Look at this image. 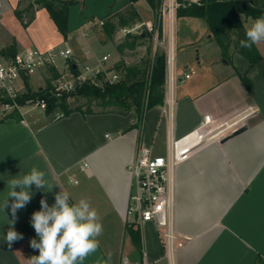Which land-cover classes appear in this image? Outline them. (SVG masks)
I'll use <instances>...</instances> for the list:
<instances>
[{"label":"crops","instance_id":"crops-1","mask_svg":"<svg viewBox=\"0 0 264 264\" xmlns=\"http://www.w3.org/2000/svg\"><path fill=\"white\" fill-rule=\"evenodd\" d=\"M33 1L3 0L0 61L7 59L1 50L13 45L17 52L29 48L47 51L69 39L70 21L65 40L47 10L38 5L30 21L26 9ZM17 11L23 13L22 21ZM196 19L201 18L181 17L178 46L186 56L177 66L180 78L187 71L195 73L176 84V103L168 114L162 105L146 112L142 131L133 127L138 120L134 112L86 116L74 112L65 117L45 113L27 119L20 111V121H0V264H30L31 257L39 254L30 246L32 239L39 240L31 216L40 210L42 198L53 205L61 189L70 193L72 203L86 198L103 224L98 250L82 264H262L264 53L256 45L262 59L250 68L248 60L233 53L232 47L230 63L206 21ZM17 23L24 27L25 40L15 34ZM210 43H216L217 48L208 49ZM197 44L200 47L191 52ZM73 54L77 63L95 65L99 60L95 56L86 60L79 52ZM243 76L251 82V91ZM239 115L246 117L242 133L210 143L176 167L175 229L191 241L170 258L153 223L136 226L127 217L133 184L128 166L135 161L140 145L163 155L157 153L161 151L157 143L161 142L165 155L169 138L186 136L204 122L205 116L219 125ZM32 167L45 172L48 185L44 190L31 187V201L17 210L15 217L14 229L23 238L9 248L4 237L13 217L11 198L9 207H3L7 184L15 176L29 173ZM130 228L139 233L140 248Z\"/></svg>","mask_w":264,"mask_h":264},{"label":"built area","instance_id":"built-area-1","mask_svg":"<svg viewBox=\"0 0 264 264\" xmlns=\"http://www.w3.org/2000/svg\"><path fill=\"white\" fill-rule=\"evenodd\" d=\"M186 1L200 3L201 0ZM2 3L3 0H0V9ZM181 6L180 0H162L155 23L148 25L144 21L138 22L120 28L117 33L125 37L129 34L147 32L152 36L154 51L161 50L164 53L166 73L165 98L162 106L165 114H168L175 106L176 84L180 80L190 79L195 73L187 71L180 78L177 72L175 24ZM104 24L105 21L99 22L101 27ZM73 57L74 54L70 48L56 47L47 51L29 48L0 61V114L6 115L13 111L20 113L24 106H21L18 100L26 92L25 78L30 80L31 76L40 70L49 76L51 67L58 71V77L52 81L57 97L70 93L84 84L96 83L98 77L109 85L117 83L120 79L121 75L114 66L106 65L110 59L109 54L100 58L95 65L86 63L81 68ZM59 59L64 60L65 63L63 71L57 67ZM72 62L76 65L75 69ZM32 104L43 111L47 108V102L44 99L28 100L26 105ZM62 116L61 114L59 117ZM245 119V116L239 115L222 124L214 125L210 116H205L204 122L186 136L179 139L169 138L165 155L154 153L152 147L144 145L138 147L135 161L128 166L133 184L127 217L136 226L153 223L163 239L170 258L191 241L189 237L179 234L175 229L176 167L201 148L212 142L226 139L244 128Z\"/></svg>","mask_w":264,"mask_h":264},{"label":"trees","instance_id":"trees-1","mask_svg":"<svg viewBox=\"0 0 264 264\" xmlns=\"http://www.w3.org/2000/svg\"><path fill=\"white\" fill-rule=\"evenodd\" d=\"M76 1L34 0L27 6L26 13L30 14L31 21L35 5L46 9L64 39L67 40L69 7ZM128 1V7L112 15L101 27L110 42H114L120 28L142 22V18L134 6L142 0ZM144 1L151 8L156 21L162 0ZM16 15L21 21L23 20L21 11H17ZM262 15H264V0H209L200 3H188L178 10V17L187 16L204 19L210 34L220 46L223 57L232 63L230 48L233 47V53L246 58L250 68L260 62L262 56L256 45L250 49L239 46V41L246 38V28L242 16L246 19L255 20ZM140 47L145 48V53L137 63L128 64L121 61L114 66L121 76L119 81L113 85L103 82L101 77H98L96 83L84 84L70 93H64L61 97H57L52 87V81L59 74L55 68L51 67L49 69L51 78L46 81L45 88L33 91L29 84V78H25L26 92L19 98L18 102L21 106H25L28 100L44 99L47 102L45 113L52 114L59 111L63 115L62 117L74 112H78L82 116L104 113L127 115L134 112L138 120L133 127L142 131L146 112L164 103L166 63L164 53L161 50L154 51L152 36L147 32L125 36L116 45V52L120 57H125L127 52H135ZM16 53L15 45L1 50V54L6 58L13 57ZM241 78L247 89L251 91L252 84L249 79L246 76ZM79 99H82L84 103H79ZM95 108L100 110H95ZM10 118L17 121L21 120L18 111L6 115L4 120ZM129 233L136 246L140 248L139 233L131 228ZM261 263L264 264V261Z\"/></svg>","mask_w":264,"mask_h":264},{"label":"clouds","instance_id":"clouds-1","mask_svg":"<svg viewBox=\"0 0 264 264\" xmlns=\"http://www.w3.org/2000/svg\"><path fill=\"white\" fill-rule=\"evenodd\" d=\"M245 39L239 41L241 48L250 49L253 45L264 42V15L256 18L247 27ZM45 189L48 185L45 172L32 167L30 172L15 176L8 181V195L4 200V209L9 207L11 198V215L7 234L4 239L11 248L13 242L22 239V234L14 229L17 210L24 208L32 199V186ZM19 188V191L16 189ZM51 187L49 191H51ZM55 202L49 206L47 200H40V210L33 212L31 226L36 236L30 246L38 250L39 254L32 256L30 264H77L91 254L99 246V237L103 234V224L97 210L91 206L86 198L77 202H70V193L60 190L55 194Z\"/></svg>","mask_w":264,"mask_h":264},{"label":"rangeland","instance_id":"rangeland-1","mask_svg":"<svg viewBox=\"0 0 264 264\" xmlns=\"http://www.w3.org/2000/svg\"><path fill=\"white\" fill-rule=\"evenodd\" d=\"M67 1V0H63ZM209 1V0H201ZM182 6L188 4L189 2L186 0H180ZM129 4L128 0H77L76 3L69 7V39L60 45V48L66 49L70 48L73 52H79L82 56H85L86 60L94 58H102L104 54H109L110 59L106 62L107 66H115L119 64L121 61H125L128 64L137 63L145 53V48L140 47L135 52H127L125 57H120L116 52V45L120 42L124 37L121 35H116L114 42H110L107 40L104 31L99 26L100 21L108 20L112 15L121 12L126 6ZM136 8L140 12V14L145 19L148 25L155 23V17L153 12L146 1L142 0L136 3ZM182 17V16H181ZM181 17H177L175 24V43L177 48V57L176 62L177 66L180 61L184 59L186 56L185 51H179V33L181 23ZM197 20V19H196ZM201 19H198L196 22H200ZM244 26L250 27L252 19H246L243 17ZM202 21V20H201ZM37 25L34 27L35 32ZM7 33H4V36ZM15 34L18 38L24 39L26 38V32L24 27L17 26L15 28ZM2 35V33H1ZM198 45V44H197ZM200 46L191 47V52L196 51ZM258 47L264 53V42L258 44ZM208 49L217 48L216 43H210L207 45ZM181 50V48H180ZM204 50V49H202ZM90 52V56H87V52ZM232 49L230 48V52ZM191 53H189L190 56ZM78 66L81 68L84 63L78 62ZM89 65H92L88 63ZM94 65V64H93ZM57 67L60 71L65 69L64 60L59 59L57 62ZM43 70L38 71L34 75L31 76L30 86L33 91H37L38 89L45 88L46 81L50 78V76ZM79 103H84L82 99H79ZM95 110H100L99 108H95ZM21 112H24L26 118L44 116L45 111H43L40 107L36 105H26L22 107ZM8 115V114H6ZM6 115L0 114V121L4 120ZM51 115L55 117H59L61 113L59 111L53 112ZM163 144L157 143V148H161V151L157 152L160 154L165 153Z\"/></svg>","mask_w":264,"mask_h":264},{"label":"water","instance_id":"water-1","mask_svg":"<svg viewBox=\"0 0 264 264\" xmlns=\"http://www.w3.org/2000/svg\"><path fill=\"white\" fill-rule=\"evenodd\" d=\"M224 61H225V60H224ZM73 68L75 69V68H76V65H73ZM244 130H245V127H244V128H241L240 130H238V131H236V132H234L230 137L237 136V135H239L240 133H242ZM230 137H228V138H230ZM228 138H226V139H228Z\"/></svg>","mask_w":264,"mask_h":264}]
</instances>
